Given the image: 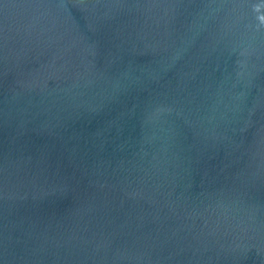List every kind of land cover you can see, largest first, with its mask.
Returning <instances> with one entry per match:
<instances>
[{
  "label": "water",
  "instance_id": "obj_1",
  "mask_svg": "<svg viewBox=\"0 0 264 264\" xmlns=\"http://www.w3.org/2000/svg\"><path fill=\"white\" fill-rule=\"evenodd\" d=\"M0 264H264V0H0Z\"/></svg>",
  "mask_w": 264,
  "mask_h": 264
}]
</instances>
